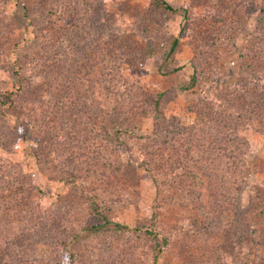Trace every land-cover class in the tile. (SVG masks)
<instances>
[{
	"label": "rangeland",
	"instance_id": "1",
	"mask_svg": "<svg viewBox=\"0 0 264 264\" xmlns=\"http://www.w3.org/2000/svg\"><path fill=\"white\" fill-rule=\"evenodd\" d=\"M262 4L0 0V46L17 44L23 70H36L50 104L41 122L63 137L49 158L47 136L0 116V179H29L40 194L23 209L1 202L0 264H68V251L74 264H152L147 236L103 229L73 241L95 222L92 202L131 227H149L155 213L169 238L159 264H264V191L257 190L264 186V50L240 62L245 36L264 32L254 11ZM8 55L0 59V92L13 80ZM192 63L203 78L219 75L241 114L218 111L200 85L180 89ZM100 80L125 93V107L98 104L92 92ZM67 173L84 188L66 182Z\"/></svg>",
	"mask_w": 264,
	"mask_h": 264
},
{
	"label": "trees",
	"instance_id": "2",
	"mask_svg": "<svg viewBox=\"0 0 264 264\" xmlns=\"http://www.w3.org/2000/svg\"><path fill=\"white\" fill-rule=\"evenodd\" d=\"M261 6L256 5V9L254 11H258L256 16H259V21L264 22V0ZM258 7V8H257ZM246 10V8H244ZM241 27H244V24H240ZM261 29V28H258ZM241 33V32H240ZM242 35V34H240ZM23 42V40H22ZM179 44L178 39H173L170 42L168 53L165 57V62H169L172 54L174 53L177 45ZM1 45V44H0ZM17 44H14L12 48L7 49L3 45L0 46V59L7 58L6 53L9 54L8 60L9 63L12 64L14 70H12L11 75L13 80L11 82V86H6L2 92H0V116L6 117L10 116L14 119L15 123L18 124V128H21L20 131H24L29 127L30 129H36L40 132V134L44 137H48V141H51L46 147V152L49 158L54 155L53 147L55 144L58 145L59 141L63 139L61 133V128L56 130L55 132H48L49 127L42 124L41 120L47 112V108L50 104L46 101L44 96L46 92L45 87L42 86V83L36 84L33 77L37 73L36 70H23V64L20 63L19 59L14 56L15 48H17ZM260 50H264V32L263 34H259V31H255L254 33L247 34L243 41L240 43V62L249 63L256 54L260 53ZM257 57V56H256ZM259 59V58H258ZM192 72L187 77V79L180 85V89L184 91H190L200 85L199 94L203 98L204 101H211L218 111L224 113V111L235 113L236 111H240V105L234 103V101L229 102L227 96L223 95V91L230 88L221 81L218 74H211L210 76H206L203 78L200 74V69L195 63H192ZM45 71V70H43ZM259 75V83L263 79L264 70ZM170 73V72H167ZM241 73V72H240ZM44 72V76H45ZM61 72V77H62ZM42 75V74H40ZM48 75H50L48 73ZM243 77V74H241ZM53 77V75H52ZM55 81L62 80V78L57 77L53 78ZM242 79V78H241ZM45 80V78H44ZM63 85V81L60 84H55L57 87H61ZM97 87H94L95 90L92 92V97H95V100L102 107L109 106L112 107L115 104H118L120 107H125L126 98L125 93L116 88H113L110 91H107L105 84L102 80L98 82ZM244 85L240 84V88L236 91L237 94H240V91H244ZM126 89H124L125 91ZM240 99L241 94H240ZM248 111V110H247ZM12 112V113H11ZM252 112H247L250 115ZM254 113V112H253ZM241 114V111H240ZM255 114V113H254ZM246 116V114H243ZM261 119L264 121V108L261 109ZM1 142V141H0ZM2 145L0 144V148ZM2 149V148H1ZM131 152V156L134 155ZM1 167V166H0ZM60 175H65V172L60 169L57 170ZM152 177V173H149ZM13 178L4 180L0 179V206L2 203H6L4 205L5 210L11 211L15 208L23 209L19 206V204L23 201H26L29 197L32 199V196H35L37 200L39 199V192L36 188L31 184L29 179L23 178ZM66 182L69 184L78 185V188L83 189V182H79L75 180L70 173L66 175ZM263 185L257 186V190H263ZM255 188V187H254ZM256 188L253 192L257 191ZM40 201V199H39ZM2 202V203H1ZM92 219L95 220L93 223H89L82 229H80L77 233H75L72 237L73 241L79 237V233L82 232H98L103 229H111L115 231L119 235H127L129 233H135L136 235L147 236L154 242V248L152 252V264H159L161 260V254L163 252L164 247H168L169 238L166 235H163L157 229V215L154 213L151 218V222L149 227H131L119 222L111 221L107 218L104 213V202H92L87 206ZM1 210V209H0ZM242 242V241H240ZM68 246V245H67ZM245 247V246H244ZM243 251V244L240 245V254ZM246 253V252H244ZM73 255L68 251V264H74Z\"/></svg>",
	"mask_w": 264,
	"mask_h": 264
}]
</instances>
